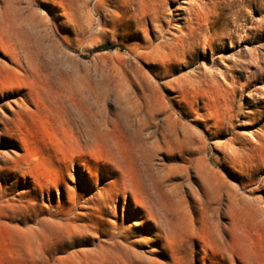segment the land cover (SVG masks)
Returning a JSON list of instances; mask_svg holds the SVG:
<instances>
[{
	"label": "rangeland",
	"instance_id": "obj_1",
	"mask_svg": "<svg viewBox=\"0 0 264 264\" xmlns=\"http://www.w3.org/2000/svg\"><path fill=\"white\" fill-rule=\"evenodd\" d=\"M189 1L177 3L187 6ZM209 1L228 3L202 0ZM95 2L92 0L89 7ZM177 3L169 7L173 10ZM224 4L218 9L222 17L214 31L242 32L241 25L246 24L252 29L247 32H264V0H248L231 11ZM4 9L38 63L41 83L50 88L40 97L28 99L29 81L2 59L0 51V186L19 179L7 197L17 200L23 181L31 186L32 178H19L12 170L19 158L26 166L24 155L41 181L58 176L61 192L83 191L90 198L106 188L111 177L119 185L121 172L113 168L116 162L138 188L171 211L176 209L175 223L185 215L191 231L181 224L173 246L164 248L154 235V226L149 224L147 229L144 223L136 236L138 259L113 252L99 256L74 230L51 232L36 225L50 218L48 212L55 214L54 219L70 220L68 205L57 204L53 190L50 201L46 194L35 201L38 205L30 211L37 218L28 223L19 222L18 202H9L13 205L12 220L0 215V264H229L224 253L208 241L216 226L226 229L238 264H264V79L245 84V74L251 70L247 62L264 55V39L255 43L240 37L226 39L225 46L214 51L203 42L185 57L186 63L174 62L165 70L157 68L159 63L142 48L144 27L154 45L158 40L150 31V21L145 22L139 14L129 17L123 13L102 29V18L91 11L90 17L85 14L83 18L90 29L83 44L77 45L64 41L53 26L46 29L41 13L49 20L53 14L45 7L29 0H0L1 13ZM61 22L57 20L56 25ZM182 26L183 20L171 21L165 34L179 35ZM105 46L114 49H101ZM238 71L243 72L241 76ZM210 77L218 82L217 92L209 93L208 98L188 87L179 94L164 84L177 78ZM139 106L155 113L149 126H140ZM229 110L235 118L229 130L213 135L215 128L209 119L222 120V113ZM84 118L92 127L104 125L106 140L97 147L82 139L81 145L70 141L71 133L76 137L85 126ZM71 155L73 163L69 162ZM230 162L238 172L229 168ZM227 196L230 210L226 208ZM22 197L29 202L27 196ZM5 210L0 207V213ZM117 210L120 217L121 200ZM32 229L46 236L40 237V250L29 254L22 247L21 236Z\"/></svg>",
	"mask_w": 264,
	"mask_h": 264
},
{
	"label": "bare ground",
	"instance_id": "obj_2",
	"mask_svg": "<svg viewBox=\"0 0 264 264\" xmlns=\"http://www.w3.org/2000/svg\"><path fill=\"white\" fill-rule=\"evenodd\" d=\"M29 1L38 7L47 8L48 14H53V17L49 16V20L43 12L41 13L42 22L44 21L47 30L50 29V26H53L52 28H54V31L64 41H74L77 45L83 44L85 34L90 29V25H86L83 18L85 14L90 17L89 12L91 11H94L102 18L101 24H99V27L102 29L107 28L110 23L119 20L124 14L129 15V17H137L138 14V16L141 15L145 22H147V20L150 21L152 24L150 31L153 33L154 39L158 40V43L154 45L152 41L153 38L149 35V30L144 27L142 48L147 49V53L152 55L155 59L154 61L159 63L157 68L165 70L174 62L186 63L185 57L188 54L192 55L196 51V48L201 46L203 42L205 44L204 46H208L211 51H214L223 48L226 39L240 37L244 39L245 42L250 43H255L264 39V32H247L252 31V29L247 27L246 24L241 25L242 32L234 31L235 29L229 32L214 31L218 19L220 16L222 17L218 9H221L224 4L216 1H209L208 4H206L203 3L204 1L202 2V0H190L188 5L184 6L177 3L180 0H96L92 8L89 7L92 0ZM174 2L177 3V7L172 10L169 5ZM227 2L228 3L225 4L229 7V11H231L233 8L236 9L240 5L246 4L248 0H227ZM181 3H184V1H181ZM137 4L139 9L137 8ZM57 11L60 12L57 13ZM0 17L2 19L1 26L3 30V32H0V51L2 59L10 64L11 67L14 66L16 70L21 72L22 76L24 75L29 81L31 88L28 89L26 97L28 99H33L34 95L40 97L41 93L50 88L47 89L45 84H42L40 81L41 73L38 69V63L30 53L29 48L7 9H4L2 13L0 11ZM57 20H62V22L56 25ZM177 20H183V26L179 30V35L167 36V34H165V32H167L165 27L169 22ZM71 34L74 36L73 39L71 38ZM261 47L264 48V45ZM257 57L256 60L253 57L254 60H250L251 62L246 61L248 67H251L248 74H245V84L247 86L264 79V55ZM238 73L241 76L243 72L238 71ZM156 76L160 75L156 74ZM217 82L215 77L205 79L193 78L187 81L182 78H177L167 81L164 84L168 85L174 92L179 94H183L189 89L190 91H194L193 93L201 91L202 95L199 93L201 97L204 95V97L208 98L209 93L217 92V87H215ZM185 87L188 88L185 89ZM201 89H203V91ZM208 102L209 101H207V103ZM143 107H145V110H142ZM138 108L140 126H149L151 121L155 119V113L147 106H139ZM222 114H224V119L222 118V120H217L215 117L209 119L215 128V131L212 132L215 136L223 134L226 130L228 131L232 119H235L232 117L233 114L230 110ZM84 119L85 126L79 132L78 136L75 137L74 134L71 133L70 141L77 145H81L79 140L82 139L87 145L93 143V147H95L96 144L103 143L106 140L103 132L104 125L99 123L96 127H92L89 124V119ZM208 129L209 128H207V130ZM157 148L160 149L161 147L159 146ZM89 150L88 148V151ZM22 159L26 166L21 165V160L19 158L15 161L16 166H14L12 170L19 178H32L30 183L31 186H29V184L26 185V182L20 180L24 188L19 192L20 196L17 200L7 197L11 195L8 191H12L13 186L19 183L17 177L14 182L8 183L9 185L7 184L4 187L0 186V207L6 208L5 212L0 213V215L5 219L12 220V215H10V213H13V205L9 202L13 201L18 202L16 207L21 212L19 217L20 223H28L29 221L35 220L37 216H35L34 219L30 211L31 207L37 206L38 204L35 203V201L39 198L43 199L45 194L50 201L49 196H51L54 190L57 198L56 203L68 205V216L70 220L65 219L61 221L54 219L55 214L48 212L50 218L42 219L38 221L36 225L39 226L41 230L51 232L69 233L71 230H74L85 239L86 244H89L96 253L100 254L99 256H103L108 252H113L125 257L138 259L139 254L136 248L138 240L136 236L138 229L142 227L144 223L147 224V229L150 228L149 224L154 226L156 231L154 235L164 243V248H171L173 246L178 236L177 232L180 230L179 228H181V224L184 225L187 232L191 231L189 230L185 215L181 214V217H179L180 223H175L173 217L176 209L174 208L175 210L171 211L167 206L163 205L162 202L160 203L153 199L151 194L145 191V189L138 188L133 181H131V178H126L122 170L123 168L116 162L113 163V168L121 172V182L119 185L116 179L111 177V181L106 185V188L98 191L95 198H90L86 197L83 191L75 193L67 189L63 191L64 193L61 192L58 176L54 178L48 176L47 181H41L35 175L33 167L28 166L26 155H24ZM69 162H74V157L72 155L69 158ZM231 162L228 165L229 168L238 172L236 166ZM2 163L5 162L2 161ZM90 178L92 177L90 176ZM214 183L215 181L213 184ZM217 185L218 184H214V187L216 188ZM21 195L27 196L29 202L23 201ZM119 199L122 201L123 210L120 216L121 218L117 210V204L120 202ZM227 201L229 204H226V208L230 210L231 200L229 196H227ZM125 206L127 209H125ZM221 228L216 226L213 231H210L208 241L213 248L224 253L229 264H238V256L236 255L233 243L226 229ZM43 235L46 236V233L41 235L40 232L38 234L33 231V229L29 230V232H23L21 236L22 247L27 253L34 254L36 250H40V241Z\"/></svg>",
	"mask_w": 264,
	"mask_h": 264
},
{
	"label": "trees",
	"instance_id": "obj_3",
	"mask_svg": "<svg viewBox=\"0 0 264 264\" xmlns=\"http://www.w3.org/2000/svg\"><path fill=\"white\" fill-rule=\"evenodd\" d=\"M101 49H103V50H113L114 47H111V46H105V47H101Z\"/></svg>",
	"mask_w": 264,
	"mask_h": 264
}]
</instances>
